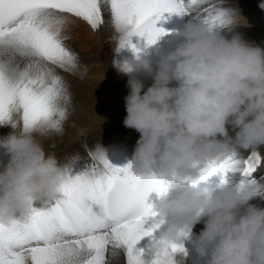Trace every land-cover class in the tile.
Segmentation results:
<instances>
[{
	"label": "bare ground",
	"instance_id": "1",
	"mask_svg": "<svg viewBox=\"0 0 264 264\" xmlns=\"http://www.w3.org/2000/svg\"><path fill=\"white\" fill-rule=\"evenodd\" d=\"M178 1L101 0L104 19L95 30L76 16L42 11L0 38L2 261L264 264V0H208L212 12L202 13L199 31L181 22ZM103 86L136 91L160 107L134 114L137 123L125 120ZM151 133L156 136L147 139ZM189 143L233 181L249 185L243 200L200 216L215 227L178 224L174 231L172 223L157 222L109 229L113 223L99 216L84 160L132 178L143 159ZM33 165L43 197L55 198L68 219L73 205L96 215L92 225L71 222L83 236L67 239L35 198ZM8 188L13 202L6 201ZM23 208L45 234L11 227V212Z\"/></svg>",
	"mask_w": 264,
	"mask_h": 264
},
{
	"label": "rangeland",
	"instance_id": "2",
	"mask_svg": "<svg viewBox=\"0 0 264 264\" xmlns=\"http://www.w3.org/2000/svg\"><path fill=\"white\" fill-rule=\"evenodd\" d=\"M210 8H211V5H209V9ZM202 13L204 15L206 13V11L198 12V13H196L194 15V18H190V22L192 23V28L193 29L196 28L198 31L201 28H203L202 26L206 22V21H204V20L201 19V17H203L202 16ZM183 16L184 15L181 14V22L184 23L185 18ZM193 19H194V21H193ZM184 24H186V22ZM192 31L193 30H191V31L188 30V32H192ZM197 33L198 32H194V35L193 34L192 35H189V42H193L194 40H196ZM171 34L176 35V32L172 30ZM67 43H69V42H67ZM111 46H113V45H111ZM109 80H110V77H109V79H107V81H109ZM102 89H103V95H104L105 98L108 97V96H110V95L113 96V101H112L113 102V105L114 106H117L119 108V110L121 112V115H122V118L125 119V120H132V121H134V122L137 123V121H140V119H137V117L134 114H137V113H144V114H146V113L147 114H149V113H155V110H158L159 107H160V105L158 103L157 106H154L155 108H152L153 107L152 100H148V99H145V98L141 97L139 95V93L136 92V91H131L128 95H126L125 93L118 92L117 90L114 91V90L108 89V86H103ZM98 99H99V101H102L103 104H104V106H105V104H106V103H104L105 101H103V99L102 98H99V97H98ZM127 103H128V111L125 109V106H126ZM146 104H148V105H146ZM158 105H159V107H158ZM122 106H123V108H122ZM104 109L106 110V112H109L111 110L108 107L107 108L104 107ZM153 134H155V133L148 134V138L147 139H153L156 136V135H153ZM61 147H62V144H55L53 146V148H61ZM253 189H251L252 190V193L254 191ZM253 195H254V193H253ZM16 253H18V252L16 251ZM2 255L4 256V254H2ZM6 255H8V254H6ZM11 258L6 259L4 261H2L0 259V263L1 264H5L7 262V264H8L10 262V259ZM214 261H216V260L214 259Z\"/></svg>",
	"mask_w": 264,
	"mask_h": 264
}]
</instances>
